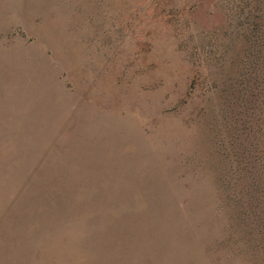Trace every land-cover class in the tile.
<instances>
[{"label":"rangeland","instance_id":"374dc122","mask_svg":"<svg viewBox=\"0 0 264 264\" xmlns=\"http://www.w3.org/2000/svg\"><path fill=\"white\" fill-rule=\"evenodd\" d=\"M0 264H264V0H0Z\"/></svg>","mask_w":264,"mask_h":264}]
</instances>
